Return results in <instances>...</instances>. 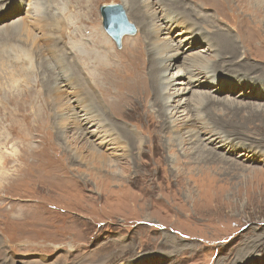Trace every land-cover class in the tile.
Returning a JSON list of instances; mask_svg holds the SVG:
<instances>
[{"label":"rangeland","instance_id":"obj_1","mask_svg":"<svg viewBox=\"0 0 264 264\" xmlns=\"http://www.w3.org/2000/svg\"><path fill=\"white\" fill-rule=\"evenodd\" d=\"M18 1L13 0L0 10V91L7 85L3 97L9 96V92L17 87L22 88V79L25 78L23 67L20 69V61L15 62L11 58L15 53L22 57L25 47L30 48V43L24 40L25 31L39 35V30L29 24L23 4ZM172 1L179 3L181 0ZM187 1L194 6L209 8L206 14L214 15L213 11L216 13L219 8L223 11L221 16L228 18L233 12L237 17L234 23L236 30L225 22H217H221V27L234 38L240 39V43L246 39L254 49L248 60L264 67V55L258 56V49L248 41L249 31L254 33V37L257 36L256 31L261 32L264 39V14L253 10L251 1ZM156 2L152 0V9L158 6ZM109 3L122 4L128 20L136 28L133 35L122 37L119 48L101 25L99 7ZM42 5L43 0H40L39 7ZM165 5L161 7L165 8ZM56 7L64 8V1L61 0ZM51 8L49 14L55 9ZM56 12H60L59 9ZM71 15L72 12L68 11L62 18L68 21ZM158 16L160 14L156 13ZM96 17L108 41L86 21L82 28L93 38L101 39L109 62L117 64L114 77H138L139 71L145 65L148 67L145 49H139L137 57H129L133 59L131 64L121 58L127 52L126 39L142 34L138 22L129 15L126 0H98ZM40 25L46 24L41 22ZM247 25L253 29H248ZM178 30L174 29L171 34L163 32L160 36L172 40ZM65 31L66 27L62 34H55V39L59 40L56 45L53 44L54 39L46 46L51 52L49 54L58 56L60 62H66L63 58L68 52L62 44ZM204 46L202 43L193 50L197 52V48ZM255 55L259 58H252ZM43 56L36 54V64L44 59ZM119 58L126 65L125 72ZM96 65L94 70L102 69L101 63ZM258 68L253 73L264 75ZM29 69V77L44 74L43 68L33 74L34 64L27 71ZM36 77L29 79L24 96L33 85L39 84ZM15 81L20 84L16 85ZM143 85H138L124 105L129 103L113 114L116 124L129 122L126 127L132 126L142 135L144 146L139 155L131 150H128L129 154H119L122 152L115 146L105 151L117 152L115 155L87 154L89 150L82 134L77 137L69 126L67 94H59L61 96L58 97L67 127L58 125L55 103V113L50 114V120L43 117L44 112L36 105H31L30 111L17 105L0 111V119L2 113L10 117L4 125L0 124V181L6 179L5 182H9L5 189H0V207L10 209L12 213L23 210L21 219L15 220L10 215L0 217V264H264V158L260 156L256 162L245 163L249 168L242 171L226 162H205L204 154H196L197 147L190 149L189 154H183L179 147L169 154L160 146L162 130L159 122L148 110L152 93L140 95L137 92ZM146 89L142 90L146 92ZM31 92L36 93L34 87ZM137 96L143 100V106L135 99ZM218 114L222 115L221 112ZM228 115H216V118L228 119ZM255 123L263 129L258 136L262 139L250 138L247 141L254 149L264 151V117ZM13 126L18 135L11 133ZM81 129L79 125L75 128L79 134ZM41 132H48V137L37 142ZM36 142L41 144L45 153H54L42 154L41 161L61 163L64 167L58 170L38 167L39 177L33 176L30 157L34 154L27 152L34 150ZM18 146L24 155L18 154ZM189 147L186 145L187 149ZM19 157L24 158L20 160ZM49 170L51 172L45 174Z\"/></svg>","mask_w":264,"mask_h":264},{"label":"bare ground","instance_id":"obj_2","mask_svg":"<svg viewBox=\"0 0 264 264\" xmlns=\"http://www.w3.org/2000/svg\"><path fill=\"white\" fill-rule=\"evenodd\" d=\"M12 1L0 0V10ZM39 1H18L23 4L22 8L29 18V24L33 29L39 30V35L36 33L31 35L25 31L24 40L30 43V48L25 47L22 57H18L21 54L16 55L14 51L15 54L13 53L11 59L15 62L20 61V69L23 67L25 78L22 79V88L17 87L14 91H10V95L7 97H3L7 85L2 87L0 111L11 109L15 105L29 110L31 105H36L37 109L44 112L43 117L50 120V114L55 113L53 107V103H55L57 104L55 116L58 125L67 127L58 99L61 96L59 94H67L69 97L67 107L70 111L69 126L74 134H77V137L82 134V139L85 140V145L89 150L87 154L115 155L118 153H105L115 146L120 148L122 153L119 154H129L128 150H131L139 155L144 146L142 135L131 128L132 126L126 127L129 122L123 123V125L116 124L113 114L129 103L124 105L129 100L130 93L138 85L144 84L137 92L140 95H145L147 92L152 93L148 110L155 115V119L159 122V128L162 130L160 146L169 154H173L171 150H177V147L182 149L183 154H189L190 149L197 147V150L195 149L197 153H195L204 154L205 162H226L232 168L242 171H247L249 168L245 163L256 162L260 156L264 158V151L254 149L247 141L250 138L262 139L258 136L261 135L260 130L263 129L255 122L264 117V75H256L253 72L260 67L264 74V67L248 60V57L254 54V49L246 43V39L240 43V39L234 38L227 29L221 27L220 23L225 22L236 30L234 23L237 21V17L233 12L228 18L221 16L223 11L219 8L215 10L218 16L214 11V15L206 14L210 10L209 8L194 6L191 1L187 0H181L179 3L172 0H157L158 6L154 9L151 8L152 0H126L129 15L138 22L142 34L132 39H126L127 52L121 58L124 62L131 64L133 59L129 57H137L139 49L144 48L149 63L147 62L148 67L145 65V68L139 71L138 77L116 79L114 74L117 71V64L109 62L108 53L103 52L106 47L102 46L101 39L93 38L82 28V24L86 21L96 27L97 32L108 41L97 22L98 0H84L85 2L83 0H63L64 8L56 7L61 0H43L42 7H39ZM249 1L254 6L253 10L258 13L262 11L264 14V0ZM163 4H166L167 7L165 5V8H162ZM51 7L55 9L49 14ZM58 9L60 12H56ZM172 10L175 12L172 13ZM68 11L72 12V15L70 20L64 21L62 17L67 15ZM156 13H159L160 16L156 17ZM47 14L49 16L46 20ZM217 20L221 22L218 23ZM41 22H45L46 25L41 26ZM64 27H66V31L62 38V44L68 52L63 58L66 62H62V60L60 62L58 56L49 54L51 52L46 49V46L55 39L56 33L62 34ZM246 27L253 29L250 25ZM176 28L179 30L171 37L172 40H166L160 36V34H164L163 32L171 34ZM256 32L257 36L254 37V33L249 31L251 35L248 41L258 49V56L264 55V39L261 37L263 34L259 31ZM255 38H257L256 41ZM54 41L55 43H52L56 45L59 40L55 39ZM202 43L205 46L197 48L198 51L195 52L193 49ZM37 53L44 55V59L36 64ZM59 53L61 54V51ZM258 56L255 55L252 58H259ZM9 61L11 60L9 59ZM31 63L35 67L33 74H37L38 69L42 68L44 74L40 72V75L29 77L31 70L27 71V68L32 66ZM98 63L103 66L102 69L96 71L94 68ZM122 65L125 72L126 65L124 63ZM112 73L113 75H111ZM33 76H38L36 81L40 80L39 84L33 85L36 93L31 92L32 87L30 92L25 93L24 96V89L27 88L29 79H32ZM15 84L18 85L20 82L15 81ZM143 88H147L146 92L142 90ZM221 93L227 94L217 96ZM135 99L141 106L144 105L141 97L137 96ZM157 104L160 106L158 107ZM218 112H221L222 115ZM3 114L0 119L2 125L10 118ZM224 114H229L230 118H216V115L222 117ZM77 125L82 126L80 134L75 130ZM11 133L18 135L15 128ZM47 137L48 132H41V137L37 142H41ZM186 145L190 147L187 149ZM198 146H201V150ZM35 147L31 152H27V154H34L29 156L33 165V168L31 167L33 176L39 177L36 169L38 167L53 168V170H58L61 166L64 167L61 163L41 161L42 154L54 153L51 151L45 153L40 143H37ZM18 148V154L24 155L25 153L20 150L19 146ZM64 152L68 151L64 150ZM75 157L77 156L75 155ZM22 158L24 157H19L20 160ZM48 172L51 171L49 170L45 174ZM5 180L0 181V189H5L9 185V182H5ZM36 207L34 205V208ZM9 215L15 220L21 219L23 210L20 213H12L10 209L0 207V217Z\"/></svg>","mask_w":264,"mask_h":264},{"label":"water","instance_id":"obj_3","mask_svg":"<svg viewBox=\"0 0 264 264\" xmlns=\"http://www.w3.org/2000/svg\"><path fill=\"white\" fill-rule=\"evenodd\" d=\"M99 13L102 28L118 48L121 46V39L124 35H133L136 32L134 24L127 19L122 4H102L99 7Z\"/></svg>","mask_w":264,"mask_h":264}]
</instances>
